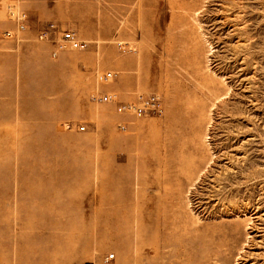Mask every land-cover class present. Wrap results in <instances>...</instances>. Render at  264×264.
Here are the masks:
<instances>
[{
    "label": "rangeland",
    "instance_id": "rangeland-1",
    "mask_svg": "<svg viewBox=\"0 0 264 264\" xmlns=\"http://www.w3.org/2000/svg\"><path fill=\"white\" fill-rule=\"evenodd\" d=\"M0 264H264V0H0Z\"/></svg>",
    "mask_w": 264,
    "mask_h": 264
},
{
    "label": "built area",
    "instance_id": "built-area-1",
    "mask_svg": "<svg viewBox=\"0 0 264 264\" xmlns=\"http://www.w3.org/2000/svg\"><path fill=\"white\" fill-rule=\"evenodd\" d=\"M9 15L14 20L16 24V30H7L3 33L5 37H14L29 28L28 14L25 10L20 9L17 4H10L8 6ZM40 39L53 40L56 44L57 50L64 49H86L89 42L82 40L76 34V32L68 29H63L55 23H50L45 29L41 30L39 33ZM116 76L113 71H108L102 75L103 81H108L109 79ZM116 99V95L113 93H106L102 95L99 100L103 102H111ZM163 103L160 96L156 94H150L147 96H139L134 102H129L119 105L120 112H128L137 117H144L149 115H160L163 113ZM74 125L68 123L66 125L67 129L73 128ZM79 130H85V125H78Z\"/></svg>",
    "mask_w": 264,
    "mask_h": 264
},
{
    "label": "bare ground",
    "instance_id": "bare-ground-1",
    "mask_svg": "<svg viewBox=\"0 0 264 264\" xmlns=\"http://www.w3.org/2000/svg\"><path fill=\"white\" fill-rule=\"evenodd\" d=\"M115 200V199H114ZM142 249V248H141ZM157 249V248H156ZM156 251V250H155ZM216 256H217V254H216Z\"/></svg>",
    "mask_w": 264,
    "mask_h": 264
},
{
    "label": "crops",
    "instance_id": "crops-1",
    "mask_svg": "<svg viewBox=\"0 0 264 264\" xmlns=\"http://www.w3.org/2000/svg\"><path fill=\"white\" fill-rule=\"evenodd\" d=\"M23 36V35H22Z\"/></svg>",
    "mask_w": 264,
    "mask_h": 264
}]
</instances>
